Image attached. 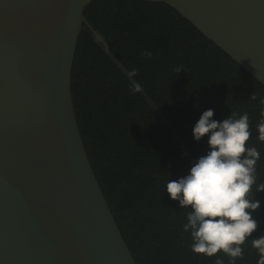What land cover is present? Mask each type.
Wrapping results in <instances>:
<instances>
[{
  "label": "trees",
  "instance_id": "obj_1",
  "mask_svg": "<svg viewBox=\"0 0 264 264\" xmlns=\"http://www.w3.org/2000/svg\"><path fill=\"white\" fill-rule=\"evenodd\" d=\"M113 54L143 87L188 148L142 92L135 93L126 73L82 31L72 70V94L88 156L116 221L138 264H232L221 252L213 257L192 251L185 232L190 208L166 191L170 180L189 174L209 151L208 137L196 141L193 128L205 110L223 121L247 113L251 137L246 147L260 153L256 185L264 183V142L257 125L264 111V86L170 6L145 0H95L85 11ZM91 35V36H90ZM151 52L149 58L145 53ZM178 69H181L179 72ZM254 95L255 99L251 96ZM260 207L252 213L264 236V192L253 190ZM243 259L257 264L247 240Z\"/></svg>",
  "mask_w": 264,
  "mask_h": 264
},
{
  "label": "water",
  "instance_id": "obj_2",
  "mask_svg": "<svg viewBox=\"0 0 264 264\" xmlns=\"http://www.w3.org/2000/svg\"><path fill=\"white\" fill-rule=\"evenodd\" d=\"M93 1L0 0V264H138L88 156L72 94L84 30L127 71L86 18ZM145 1L173 8L264 86V0Z\"/></svg>",
  "mask_w": 264,
  "mask_h": 264
},
{
  "label": "clouds",
  "instance_id": "obj_3",
  "mask_svg": "<svg viewBox=\"0 0 264 264\" xmlns=\"http://www.w3.org/2000/svg\"><path fill=\"white\" fill-rule=\"evenodd\" d=\"M126 75L132 91L143 92L142 85L133 79L137 70L126 71ZM213 116L214 110H205L192 130L196 141L208 137L209 151L193 164L188 175L170 180L166 191L182 208L191 209L183 228L191 232L194 253L213 257L222 250L235 264L237 258L243 259L242 246L250 239L259 254L257 264H264V236L251 238L258 229L252 213L260 207L253 190L264 192V183L253 188L260 153L255 147H246L252 134L248 114L235 118L232 113L223 121ZM261 116L257 131L258 139L264 142V111ZM216 264L224 261L217 259Z\"/></svg>",
  "mask_w": 264,
  "mask_h": 264
},
{
  "label": "flooded vegetation",
  "instance_id": "obj_4",
  "mask_svg": "<svg viewBox=\"0 0 264 264\" xmlns=\"http://www.w3.org/2000/svg\"><path fill=\"white\" fill-rule=\"evenodd\" d=\"M93 25V24H92ZM94 26V25H93ZM94 28H95V26H94ZM96 29V28H95ZM97 30V29H96ZM98 31V30H97ZM99 32V31H98ZM89 33V32H88ZM100 33V32H99ZM91 36V35H90ZM103 36V35H102ZM108 43V42H107ZM104 49V48H103ZM103 51H105V50H103ZM107 54V53H106ZM112 59V58H111Z\"/></svg>",
  "mask_w": 264,
  "mask_h": 264
}]
</instances>
